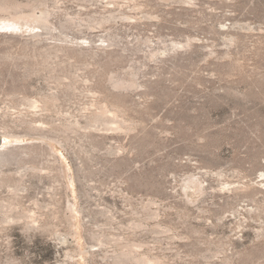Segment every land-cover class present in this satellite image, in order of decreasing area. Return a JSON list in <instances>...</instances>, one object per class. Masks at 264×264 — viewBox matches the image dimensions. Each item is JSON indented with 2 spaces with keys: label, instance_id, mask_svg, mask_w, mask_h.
Returning <instances> with one entry per match:
<instances>
[{
  "label": "rangeland",
  "instance_id": "374dc122",
  "mask_svg": "<svg viewBox=\"0 0 264 264\" xmlns=\"http://www.w3.org/2000/svg\"><path fill=\"white\" fill-rule=\"evenodd\" d=\"M2 3L35 17L0 29V175L19 184L0 188V264H115L127 238L159 264H264V0ZM14 201L40 224L11 222Z\"/></svg>",
  "mask_w": 264,
  "mask_h": 264
},
{
  "label": "bare ground",
  "instance_id": "6f19581e",
  "mask_svg": "<svg viewBox=\"0 0 264 264\" xmlns=\"http://www.w3.org/2000/svg\"><path fill=\"white\" fill-rule=\"evenodd\" d=\"M114 1H116V0H111V2H114ZM7 3V2H6ZM21 8V7H20ZM22 9V8H21ZM33 11V10H32ZM12 17H14L13 19H11ZM33 17H35V16H33V15H26V16H24L23 15V13L22 12H20V9L19 8H16L14 5H12L11 3H9V4H3L2 3V5L0 6V19L1 20H3V23L2 24H0V29H11V30H14V31H18V30H22V29H24L25 28V26L26 25H28V27H29V29H34V28H32V26L30 25V21H31V19H33ZM49 17H50V15L49 14H44L43 16H42V18L43 19H46V20H48L49 19ZM22 18H25V20H27V22L26 23H21L20 22V19H22ZM71 19H74V18H71ZM23 20V19H22ZM73 21V20H72ZM70 22H71V20H70ZM89 24V23H88ZM68 47V46H67ZM24 51V50H23ZM11 52V51H10ZM55 52H56V50H55ZM14 53V52H13ZM24 54V53H23ZM18 55V54H17ZM28 55V54H27ZM24 56V55H23ZM30 56V55H29ZM17 57V56H16ZM20 56H18V58H19ZM22 57V56H21ZM31 57V56H30ZM4 58V57H3ZM15 58V57H14ZM33 58V57H32ZM17 59V58H16ZM33 59H35V58H33ZM9 60V59H8ZM10 60H11V57H10ZM44 60V59H43ZM22 61V59L20 60V62ZM25 62H26V60H24ZM33 61V60H32ZM37 61V60H36ZM31 63H33V62H31ZM23 64V63H22ZM25 64V63H24ZM37 65H39V64H37ZM34 66V65H33ZM36 66V65H35ZM28 67V66H27ZM31 67V66H30ZM32 68V67H31ZM37 68H38V66H37ZM41 68H43L42 66H41ZM40 68V69H41ZM50 68V67H49ZM34 69H35V67H34ZM44 70V69H43ZM46 70V69H45ZM41 71V70H40ZM39 71V72H40ZM71 72V71H70ZM36 73H37V71H36ZM32 75V74H31ZM65 75V74H64ZM63 75V76H64ZM70 75V74H69ZM69 75H67L66 74V76H69ZM72 75H74L73 73H72ZM56 76H57V74H56ZM73 77V79H74V77H75V75L74 76H72ZM71 77V78H72ZM55 78H57V77H55ZM54 78V79H55ZM66 78V77H65ZM69 78H70V76H69ZM70 78V79H71ZM119 78V77H118ZM118 78H115V77H113V78H111V81H112V83L114 84V86H117L118 84H121V80L120 79H118ZM121 78V77H120ZM67 79H68V77H67ZM57 81H59L58 79H56ZM73 81H75L76 82V80H73ZM72 81V79H71V82H73ZM125 81V80H124ZM123 82V81H122ZM62 83H64V82H62ZM72 84V83H71ZM73 84H75V83H73ZM64 85H67V84H64ZM69 85V84H68ZM70 87H72V86H70ZM69 89V88H68ZM16 94V93H15ZM19 94H21V93H19ZM26 93H24V95H25ZM10 95V94H9ZM28 95V94H27ZM26 95V96H27ZM26 98V97H25ZM27 99H29V98H27ZM40 99H42V98H40ZM57 99V98H56ZM56 99L55 98H48V99H43L44 101L42 102L43 103V105H44V107L46 108V109H49L50 110V108L52 107V105L53 106H55V104H57V102H56ZM40 101V100H39ZM13 103V102H12ZM14 105V104H13ZM115 109V108H114ZM121 109H123V108H121ZM119 110L118 108L116 109V110H118V112L120 113V114H122V110ZM52 110V109H51ZM102 110H105V108H102ZM45 111V110H44ZM107 111H109L108 109H107ZM110 112V111H109ZM117 113L118 114V112L117 111H115L114 110V113ZM122 116V115H121ZM25 120V119H24ZM28 120V119H27ZM35 120V119H34ZM26 121V120H25ZM21 122V121H20ZM34 122V121H33ZM36 122V121H35ZM23 123V122H22ZM27 123H32V121L30 122H27L26 121V125H27ZM42 123V122H41ZM23 124H25V123H23ZM132 125H134V124H132ZM34 126H36V125H34ZM53 127H51V128H54V125H52ZM125 126V125H124ZM124 126H122V127H124ZM131 126V125H130ZM4 127V126H3ZM3 127H1L0 129L2 130V128ZM26 127V126H25ZM30 127V126H29ZM29 127H27V128H29ZM37 127V126H36ZM35 127V128H36ZM56 127V126H55ZM133 127V126H132ZM6 128H8V130L7 129H5V128H3V130L5 129V130H7L8 131V134L10 133L9 132V127H7L6 126ZM27 128H26V130H27ZM34 129V127H30L29 129ZM125 128H129V125H127V127L125 126ZM25 129V128H24ZM31 129V130H32ZM48 129H50V128H48ZM47 129V130H48ZM57 129H58V127H57ZM56 129V130H57ZM59 129H61L60 127H59ZM124 129V128H123ZM131 129V128H130ZM4 130V131H5ZM26 130H24V131H26ZM56 130H51V131H56ZM64 130V129H63ZM126 130V129H125ZM129 130V129H128ZM7 131L6 132H4V134H1L2 136H3V138H4V144H3V146L0 148V158L2 157V153L4 152V151H6L9 147H7V143H6V137H8L9 135H7ZM13 131V130H12ZM11 131V132H12ZM15 131V130H14ZM30 131V130H29ZM39 132V131H38ZM49 132V131H48ZM58 132H60V131H58ZM16 133V132H15ZM64 132L62 131V134H63ZM14 134V133H13ZM13 134H10V135H13ZM56 134V133H55ZM58 134V133H57ZM15 135H17V134H14V137H16ZM54 135V134H53ZM18 136V135H17ZM44 137V136H43ZM41 138V137H40ZM45 138H47L48 139V137H45ZM56 139V138H55ZM53 140V139H52ZM57 141V140H56ZM56 141H54V142H56ZM58 142H60V141H58ZM57 142V143H58ZM62 142V141H61ZM41 144V143H40ZM42 145V144H41ZM13 147V146H12ZM19 148V150L21 149V150H23V152H25V153H27L28 155H30V156H32V155H34L35 153L38 155V150L40 151L41 150V153L40 154H42L43 156L45 155V156H49V157H54V159H53V161H54V164H55V167H53L52 165L50 166V165H48V167L47 166H44V165H39V164H36V163H34V164H32V169L34 170V171H38V172H42L43 170H46V169H50L51 170V172H52V168H55L57 171H58V175H59V177H60V171H61V168L59 167L58 169L56 168L57 167V165L58 166H60V164H61V160L59 159V157H57L55 154H53V153H51V151L49 150H47V149H43V148H41V147H36L35 145H33V146H28V145H26V146H22V147H18ZM19 150H17V151H19ZM22 154V153H21ZM41 155V156H42ZM29 156V157H30ZM42 159V158H41ZM44 160V159H43ZM40 162V161H39ZM42 163L44 164V162L42 161ZM48 163V162H47ZM57 164V165H56ZM46 165V164H45ZM30 167V166H29ZM32 171V170H31ZM53 171H55V170H53ZM50 172V171H49ZM32 174V173H31ZM1 177H0V188H2V187H4V186H9V187H17V186H19V184L16 182V180H13V178L11 179V177H8V176H3L2 174L0 175ZM34 176H35V174H34ZM37 176V175H36ZM50 176V175H49ZM65 176V175H64ZM51 177V176H50ZM62 177H63V174H62ZM54 178H57V180H56V182L55 183H61V185H66V187H67V189L68 188H70V186H69V184L68 183H66V182H64L63 184H62V181H61V179L60 178H58V176L57 177H54ZM54 178H50V179H53L54 180ZM60 179V180H59ZM62 179H64V177L62 178ZM64 181V180H63ZM53 182V183H54ZM50 183H51V181H50ZM18 184V185H17ZM23 185V184H22ZM21 185V186H22ZM53 186V185H52ZM56 186V185H55ZM56 187H58V184H57V186ZM246 188V187H245ZM248 188V187H247ZM246 188V189H247ZM250 188V187H249ZM20 189V188H19ZM18 189V190H19ZM55 190V189H54ZM61 190V189H60ZM247 190H249V189H247ZM252 190V189H251ZM244 191H246V190H244ZM53 192V191H52ZM55 192V191H54ZM16 195V194H15ZM65 195V194H64ZM1 199V198H0ZM64 199V198H63ZM37 200V199H36ZM57 200H58V198H57ZM15 201H16V198H15ZM14 201V202H15ZM38 201V200H37ZM13 202V201H12ZM18 202V201H17ZM17 202H15V203H12L11 205H13V207H12V209H14V211H15V209H18V211L16 210V213L15 214H13V215H11V216H8V218L10 219V221L11 222H14V221H22L23 223H24V225L27 227L29 224H31V223H33V224H37V223H39V217H37V216H34V214L30 211V210H26V209H24L23 207H22V205H20V203H17ZM60 201H58V203H59ZM62 202H63V200H62ZM73 202V201H72ZM72 202H71V204H72ZM1 203V202H0ZM3 203V202H2ZM1 203V204H2ZM8 203V202H7ZM6 203V204H7ZM55 203H57V201L55 202ZM1 204H0V207H2L1 206ZM37 204V203H36ZM33 205H35V203L33 204ZM61 205H62V203H61ZM70 205V204H69ZM3 207H5V206H3ZM2 207V208H3ZM11 207V206H10ZM27 207V206H26ZM29 207H30V205H29ZM32 207V206H31ZM54 207H55V205H54ZM56 207H58V205L56 206ZM74 207V206H73ZM72 207V208H73ZM147 207V206H146ZM145 207V208H146ZM149 207V206H148ZM36 208V207H35ZM39 208H41V207H39ZM50 209V208H49ZM62 209V208H61ZM68 209L70 210V208L68 207ZM2 210V209H1ZM5 210H6V208H5ZM33 210V209H32ZM36 210V209H35ZM34 210V211H35ZM39 210V209H38ZM40 210H42V209H40ZM55 211V209H52V211ZM57 210V209H56ZM65 210V209H64ZM83 210V209H82ZM85 210V209H84ZM12 211V210H11ZM60 211V210H59ZM90 211V210H89ZM39 212V211H38ZM81 212V211H80ZM85 212V211H84ZM91 212V211H90ZM40 213H41V211H40ZM39 213V214H40ZM46 213V212H45ZM58 213V212H57ZM62 213V212H61ZM138 213H140L139 211H138ZM236 213V212H235ZM1 214H2V212H1ZM8 214V213H7ZM142 214V213H141ZM153 214V213H152ZM41 215V214H40ZM43 215V214H42ZM50 215V214H49ZM51 215H52V212H51ZM50 215V216H51ZM54 215V214H53ZM52 215V216H53ZM89 215V214H88ZM49 216V217H50ZM59 216V215H58ZM66 216V215H65ZM44 217V216H43ZM62 217V216H61ZM8 218H7V220L5 221V222H7L8 223ZM92 218V217H91ZM41 219H42V217H41ZM57 220L58 219H60V218H56ZM67 219V218H66ZM89 219V218H88ZM137 219V218H136ZM144 219V218H143ZM52 220V219H51ZM57 220H56V222H57ZM61 220V219H60ZM59 220V221H60ZM63 220H64V218H63ZM70 220V219H69ZM111 220V219H110ZM53 221V220H52ZM54 221H55V219H54ZM58 221V222H59ZM79 221V220H78ZM108 221H109V218H108ZM113 221V220H112ZM131 221V220H130ZM141 221V220H140ZM2 222V221H1ZM0 222V223H1ZM4 222V221H3ZM69 222H71V220L69 221ZM135 222H137L136 220H135ZM141 222H143L144 223V221H141ZM72 223V222H71ZM109 223V222H108ZM123 223V222H122ZM142 223V224H143ZM11 224V223H10ZM16 224V223H15ZM18 224V223H17ZM40 224V223H39ZM72 224H74V221H73V223ZM111 224V223H110ZM131 224H133V223H131ZM137 224H138V222H137ZM137 224H135V225H137ZM50 225V224H49ZM107 225V224H106ZM122 225V224H121ZM125 225V224H124ZM3 226V225H2ZM41 226H43L42 224H41ZM66 226V225H65ZM68 226V225H67ZM66 226V227H67ZM110 226V225H109ZM118 226V225H117ZM127 226V225H126ZM144 226V225H143ZM8 227V226H7ZM25 227V228H26ZM30 227V226H29ZM47 227H50L49 229H51V226H47ZM56 227H58V226H56ZM55 227V228H56ZM62 227H64V226H62ZM61 227V228H62ZM102 227V226H101ZM121 227V226H120ZM28 228V227H27ZM53 228V227H52ZM133 228V227H132ZM141 228V227H140ZM3 228H1L0 227V231L2 230ZM5 229V228H4ZM54 229V228H53ZM53 229H52V231H53ZM66 229V228H65ZM135 229V228H134ZM168 229H170V228H168ZM239 229H240V227H239ZM41 230V229H40ZM43 230H46V229H43ZM48 230V229H47ZM73 230V229H72ZM93 230H95L94 228H93ZM27 231V230H26ZM91 231V230H90ZM103 231H105V230H103ZM88 232V231H87ZM107 232V231H106ZM111 232V231H110ZM129 232H130V230H129ZM52 233V232H51ZM64 233V232H63ZM71 233H73V231L71 232ZM91 233H92V231H91ZM101 233V232H100ZM100 233H98V234H100ZM62 234V233H61ZM60 234V235H61ZM74 234H76V230L74 231ZM126 234H128V233H126ZM71 236H74L73 234H70ZM69 235V236H70ZM90 235H92V234H90ZM114 236H115V234H113ZM95 236V235H94ZM113 236V237H114ZM129 236V235H128ZM92 237V236H91ZM90 237V238H91ZM107 237H109V238H112V237H110V236H108L107 235ZM107 237H105V239H108ZM118 237V236H117ZM130 237H132V236H130ZM242 237V236H241ZM124 238H127V237H124ZM124 238H122V239H124ZM66 239V238H65ZM98 239V241H99V239L100 238H97ZM105 239H103V241L105 240ZM115 239H116V236H115ZM119 239V238H118ZM130 239V238H129ZM112 240H113V238H112ZM112 240H109V244H111L110 243V241L112 242ZM127 240H128V238H127ZM127 240H122V242L121 243H123V242H125V243H127L126 244V246H124L125 245V243L124 244H122L123 246L122 247H124V248H122L121 247V243L119 242V240H117L116 239V241H118L119 242V244H117V245H120V246H118V247H116L115 246V248H113V250L112 251H114V252H112V253H115V255L114 256H110V257H116L117 259H118V261L120 262H115V264L117 263V264H125V260L126 259H130L131 261L133 260V261H137V262H140V264L142 263V264H159V259L158 258H160V260H162V258L160 257V256H158V258H155V257H157V255L156 256H153V258H155V260H156V262H155V260L154 259H152L151 257H152V253L150 254V253H148V255L149 256H147V254H144L145 253V251H143V252H141V250H140V247L142 248V247H144L143 246V244H142V246H141V244L139 245V243H137V242H131L132 240H128L129 242H127ZM66 241V244L68 243V239H66L65 240ZM69 241H70V239H69ZM102 241V240H101ZM115 240H113V242H114ZM106 242V241H105ZM118 242H115V243H118ZM98 244V243H97ZM103 244H104V242H103ZM113 244V243H112ZM108 245V246H113L114 247V245ZM92 245V244H91ZM100 245V244H99ZM106 246H107V244H106ZM106 246H105V248H106ZM108 246H107V248H108ZM120 247V248H119ZM95 246L94 245H92L91 247H90V251H88L90 254H91V259H92V256L93 255H95V253H97L96 251H95ZM112 248V247H111ZM116 248H119V249H116ZM74 249V248H73ZM144 249V248H143ZM100 250V249H99ZM105 250V249H104ZM108 250V249H107ZM71 251V250H70ZM69 251V252H70ZM106 251V250H105ZM150 251V250H149ZM68 252V255L70 256V257H72V255L70 254ZM74 251L72 250V253H73ZM75 252L77 253V254H79V255H81L82 254V246L80 245L79 247H77L76 248V250H75ZM224 253H226V252H224ZM223 253V254H224ZM77 254H75V255H77ZM227 254V253H226ZM113 255V254H112ZM151 255V256H150ZM154 255V254H153ZM78 256V255H77ZM98 256V255H97ZM94 257V256H93ZM109 257V256H108ZM217 257H219V256H217ZM223 257V256H222ZM221 257V258H222ZM227 257V256H226ZM95 258V257H94ZM93 258V259H94ZM103 258H105V257H103ZM215 258H216V256H215ZM228 259H229V257H227ZM226 258V259H227ZM223 259L224 258H222V261H223ZM94 262L95 261H93V264H94ZM228 262V261H227ZM166 262H164L163 263V261L161 262V264H165ZM74 264H80L79 262H77V263H74ZM104 264V263H103ZM139 264V263H138ZM167 264V263H166Z\"/></svg>",
  "mask_w": 264,
  "mask_h": 264
},
{
  "label": "water",
  "instance_id": "95a60500",
  "mask_svg": "<svg viewBox=\"0 0 264 264\" xmlns=\"http://www.w3.org/2000/svg\"><path fill=\"white\" fill-rule=\"evenodd\" d=\"M4 144V138L2 135H0V148L3 146Z\"/></svg>",
  "mask_w": 264,
  "mask_h": 264
}]
</instances>
